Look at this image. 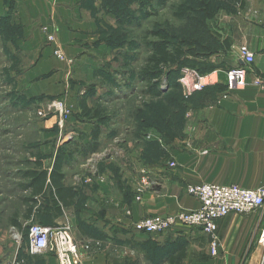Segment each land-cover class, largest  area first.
<instances>
[{
	"label": "crops",
	"instance_id": "obj_1",
	"mask_svg": "<svg viewBox=\"0 0 264 264\" xmlns=\"http://www.w3.org/2000/svg\"><path fill=\"white\" fill-rule=\"evenodd\" d=\"M242 1L243 6L233 0L232 11H216L218 27H214V34L218 44L198 46L197 51L186 55L189 64L183 67L178 81L185 75V68L196 70L206 81L204 88L191 93L183 83L185 100L176 111H169L166 128L142 138L141 143L126 138L125 155L113 167L100 163L98 172L92 173L85 165L88 157H84V145L91 141L93 123L72 121L69 136L58 143L55 139L59 132L53 129V120L38 126L44 139L43 151L49 153L55 145L54 155L48 166L42 158H33L34 166L23 171L26 181L19 190L25 196L20 210L9 207L7 215H0V264H60L49 250L29 249L27 231L34 223L69 227L84 264H160V254L178 241V246L199 242V248L209 257L190 263L186 248L181 250L185 254L180 264H241L248 256L247 263L260 264L264 208L221 218L215 255L211 254L208 236L182 225L164 234L134 229L135 221L145 216L163 217L197 209L200 203L187 193L188 184H238L245 188L264 185V0ZM92 4L97 6L95 0H0V19L5 17L20 33L15 38L10 35L7 44H18L36 56L21 77L29 99L61 96L75 113L80 111L86 84L95 79L110 53L109 43L101 35L103 22L93 16ZM52 17L57 42L49 44L41 26ZM57 44L67 58H72L71 64L54 55ZM241 45L250 47L255 61L249 68L246 86L230 91L227 70L244 65L238 52ZM184 49H190L189 43ZM187 77L190 82L196 79L192 73ZM108 134L102 125L100 150L110 142ZM75 146L77 151H72L62 168L63 183L69 190L59 194L54 190L53 200L49 176L58 149L70 152ZM143 167L150 171L154 183L137 201L135 187ZM32 170L48 171L43 186H33V176L26 174ZM11 226L22 232V241L11 239ZM178 253L167 252L162 264H169L168 257Z\"/></svg>",
	"mask_w": 264,
	"mask_h": 264
},
{
	"label": "rangeland",
	"instance_id": "obj_2",
	"mask_svg": "<svg viewBox=\"0 0 264 264\" xmlns=\"http://www.w3.org/2000/svg\"><path fill=\"white\" fill-rule=\"evenodd\" d=\"M95 2H97L96 7L92 4L93 16L103 22L101 35L109 43L107 45L110 53L96 71L95 79L86 84L87 87L81 98H86L89 107L98 108L101 115L107 118L103 127L109 132L107 138L110 142L105 143L103 149L109 147L116 137H120L121 144L118 146L127 150L126 138L128 141L138 140L141 143L142 138L148 137L149 134L155 135L158 129H165L169 111L180 108L186 95L185 86L183 89V83L178 81L182 75V67L189 64L185 61L163 68L157 79L162 88L161 96L156 97L147 93L149 84L147 80L142 79L141 71L151 54L150 46L147 44L157 38L149 33L164 29L180 42L184 40L194 42L196 46L189 44L191 48L189 53L193 54L199 44L204 46L218 44L214 34L216 32L214 27H218L215 13L221 8L232 11L233 0H95ZM238 2L241 5L244 3L242 0ZM49 21L50 19L44 24ZM44 24L41 29L47 41L43 30ZM10 35L15 38L19 37L20 33L8 24L5 17H2L0 19V215H7L9 207L20 210L21 200L25 196L20 191L26 181L23 178V171L34 166V159L42 158L47 166L52 161L55 145L50 147L49 153L43 151L44 139L38 129L41 123L50 120L55 122L53 129L59 132V137L55 139L56 143L64 140L68 135L67 132L72 129L69 123L72 121L93 123L81 113V108L75 113L67 102L68 116L60 125L61 116L53 103L59 99H66L65 97L48 96L45 99L42 96L29 99L26 96L21 77L36 61V56L30 55L31 52L24 51L18 44H7ZM181 45L186 46V44ZM56 48L58 44L55 45V56ZM71 59L66 57V60L72 63ZM119 158L123 156L117 155L112 161L103 162V165L111 164L113 167L119 162L117 160ZM1 192L6 196H2ZM179 244L180 241L160 254L162 256L158 259L161 261L160 264L163 263L162 260L167 252L180 250L177 247ZM181 246L185 251L186 248L188 249L190 263L192 261L196 263L202 257L208 256L199 248V242L193 244L187 242ZM251 252L249 251L248 254L250 255ZM248 258L249 256L241 264H250L247 263ZM260 259L261 256L259 263Z\"/></svg>",
	"mask_w": 264,
	"mask_h": 264
},
{
	"label": "built area",
	"instance_id": "obj_3",
	"mask_svg": "<svg viewBox=\"0 0 264 264\" xmlns=\"http://www.w3.org/2000/svg\"><path fill=\"white\" fill-rule=\"evenodd\" d=\"M54 20L52 17L43 26L47 41L50 43L57 42V27ZM238 52L244 65L231 67L227 70V88L230 91L246 86L249 68L255 61V54L248 45L238 47ZM56 56L63 60L66 59L60 47L56 48ZM184 72L185 75L180 79V82L188 85L191 93L204 88L206 83L196 70L185 68ZM190 73L196 76L193 82H190L187 77ZM53 106L60 113L61 121L59 124L62 125L68 116L67 101L66 99L56 100ZM118 144H121L120 137H116L109 147L91 153L87 158L86 167L90 168L92 173H97L100 163L113 160L117 155L124 156L125 150L120 148ZM174 165L175 163H172V166ZM153 183L150 171L143 167L139 172L135 187L137 201L143 199L146 190ZM186 191L198 199L200 205L197 209L163 217L145 216L135 221L134 229L146 234H164L175 226L182 225L208 236L211 254L215 255L218 249L216 232L218 221L221 218L231 213H251L264 208V185L245 188L238 184L199 183L188 184ZM9 235L14 242L23 240V234L16 226L9 228ZM27 241L31 251L49 250L57 256L60 264H84L79 245L69 227L34 223L30 225L27 231ZM260 243L263 246L260 264H264V231L261 234Z\"/></svg>",
	"mask_w": 264,
	"mask_h": 264
},
{
	"label": "trees",
	"instance_id": "obj_4",
	"mask_svg": "<svg viewBox=\"0 0 264 264\" xmlns=\"http://www.w3.org/2000/svg\"><path fill=\"white\" fill-rule=\"evenodd\" d=\"M149 34H154L155 36H157V38L156 40L151 41L147 44L150 46L149 48L151 49V54L147 59L145 67L141 71V77L142 79L148 81L149 88L147 93L159 97L162 95V90H161L162 88H161V84L158 82L157 79L162 73L163 68L168 65L178 64L181 61L183 62L185 61L188 63V59L186 55L189 52V50H185L184 46L181 44L188 45L189 43V44H194V46H196V44L194 42L191 43V41L188 42L185 40L183 42H180L176 40V38L171 37L170 34L164 29L155 30L153 32H150ZM198 46L204 47V45H200V44ZM184 66H188V65L185 64ZM80 106H81V113L86 117V119H89V121H92L94 124L91 141L87 145H84V149H85L84 157H88L91 153L98 151L101 148V142L99 140L101 133V126L103 125L104 121H106L107 118L101 115V112L98 108L89 107L86 98H81ZM67 145H71V143H68ZM73 149L75 150H70V152L68 149L64 150L62 147L58 149L55 163L49 176L50 177L49 185L51 186L50 190L53 200H55L54 199L55 196H53V193L55 191L57 192V194H59L61 190H65V189L69 190V188L66 187L65 184L63 183L65 174L62 172V168L64 164L66 162H69L70 158L72 157L73 155L72 151H77L76 146ZM105 163L107 162L105 161ZM26 174L30 175L31 177L33 176V182H31L33 186L34 185L43 186L48 178L47 170H43V171L32 170L26 172ZM13 223H17V221L14 219ZM177 247L180 249V250L178 249L179 253L177 256L171 254L168 257L167 260L169 264H180V262L183 259L185 253L183 254L181 250L184 247L183 246L181 247L177 246ZM208 259H209L208 256H204L200 260H208Z\"/></svg>",
	"mask_w": 264,
	"mask_h": 264
}]
</instances>
